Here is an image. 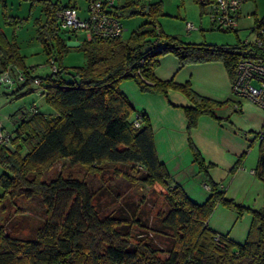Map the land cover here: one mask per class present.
Returning a JSON list of instances; mask_svg holds the SVG:
<instances>
[{"label":"trees","instance_id":"trees-1","mask_svg":"<svg viewBox=\"0 0 264 264\" xmlns=\"http://www.w3.org/2000/svg\"><path fill=\"white\" fill-rule=\"evenodd\" d=\"M196 1L202 13L207 0ZM139 2L122 1L119 19L134 13L148 14L152 27L136 28L126 39L91 35L78 45L87 57V65L76 66L73 71L60 61L67 47L58 35L56 16L61 7L72 2H45L46 20L38 23L37 37L48 51V61L54 62L55 57L59 65L55 64L56 69L44 77L33 75L14 40H8L0 29V71L7 67L21 71L24 79L17 81L19 88L35 84L51 109L49 113L38 111L37 105L31 113L18 109L10 116L16 117L15 127L6 129L11 134L9 145H0V213L7 205L14 207L17 198L35 199L40 209L33 226L27 222V215L12 227L0 225V264H264L262 146L255 174L263 184V204L246 208L226 197L225 190L211 179L209 165L188 138L193 158L209 187L208 197L195 202L157 158L147 114L137 111L120 88L122 81L132 80L143 92L163 94L169 104L168 90L180 91L191 102L181 106L189 133L200 115L219 118L218 105L229 100L218 102L205 97L189 81L156 77L154 69L159 58L172 53L179 66L221 61L232 81L243 50L239 43H196L165 33L156 23L161 1L140 2L136 10ZM209 23L210 29L214 28ZM52 39L57 50L54 57L49 52ZM135 119L139 120L138 126L134 125ZM55 163L79 166L86 175L104 182L108 174L118 175L139 189L149 187L153 194L156 185L162 190L155 194L158 198L152 199L151 206L145 193L136 200L120 198L119 192L112 197L106 182L92 189L85 178L61 170L46 178L45 173ZM109 196L114 206L102 211L101 202ZM219 204L236 209L238 214L250 212L251 222L243 242L209 226V217ZM16 209L22 214L28 212ZM26 226L30 227L28 233L19 235Z\"/></svg>","mask_w":264,"mask_h":264},{"label":"rangeland","instance_id":"rangeland-1","mask_svg":"<svg viewBox=\"0 0 264 264\" xmlns=\"http://www.w3.org/2000/svg\"><path fill=\"white\" fill-rule=\"evenodd\" d=\"M68 1L69 0H0V29L8 40H14L25 65L32 69L33 75L44 77L52 70L51 63L48 61V51L43 47L41 41L37 37L38 23L43 24L46 20L45 2L51 4L56 2L58 4H66ZM75 1L80 7L79 15H84V0ZM143 1L147 0H140V2ZM160 1L161 14L157 15L156 23L165 33L173 34L175 33L174 31H183V29H185V21H189L196 27V29L193 30L200 31L202 28V33L205 37L200 35V42L208 44L236 45L245 39L252 41L254 38L255 26L259 22L262 24L261 20H264V0H247L242 4L237 31L210 29L206 5H203L204 11L201 13L202 9L196 0ZM140 2L137 4L138 7L136 6V10L139 9ZM122 21L125 25V30L122 34L123 39H126L130 32L136 28L145 27L149 29L152 27L148 14L134 13L130 16L123 17ZM57 23L59 27L58 35L63 39L67 47L61 55V64L70 71H73L76 66H86L87 57L82 48L78 46L82 45L86 40L85 32L83 30H78L73 33L68 29L62 28L59 22ZM251 28L252 31H250ZM49 50L53 57L57 54L55 40L53 39L50 41ZM53 60L58 66L59 61L55 59V57ZM18 82L12 83L10 86L6 87L0 86V118L5 116L8 112H16L18 109L27 110L33 103L37 105L38 111H50V107L46 104L44 96L38 92L35 84L19 88ZM233 98L235 97L233 96ZM241 102L244 106L243 111L244 115L246 114V118L250 119L251 117V124H258V119L262 116L261 111L251 106L246 100H241ZM228 103L233 105L234 101L223 102L221 104L222 106H219L220 110L217 109V111L221 114L227 113L232 109ZM232 113L237 114L238 112L233 111ZM236 124L243 126L239 120L236 121ZM250 143L251 145L247 148V158L245 156L246 161L244 162L243 169V178L245 179L243 180L248 181V179L252 178V184L249 186L244 185L245 189L242 191L239 189L237 192L234 191V186L238 185L234 184L233 186V183L229 184V193L231 195L235 194L237 198L241 200L244 197L251 203L258 205L259 208L263 204V185L259 179L257 180L254 173H250V169L253 168L256 163L258 142L256 139H252ZM24 150V148H21V152H24ZM60 170L65 174L85 178L92 189L106 182L105 185L112 190V197L116 196L117 192H119L121 194L120 198L123 197V199L128 200L133 198L136 200L140 193H145L149 206L153 204L152 199L158 198L155 194H158L157 192L162 190L160 186L156 185V192L153 194L149 190V187L139 189L136 185L127 182L122 176L118 175L108 174L109 179L104 182L97 176L86 175L79 166H62L60 163H55L52 168L45 173V177L49 178ZM2 171L3 169L0 167V173H2ZM231 177L229 176L225 180L226 185L230 182ZM247 183H249V181ZM1 194L2 188L0 186V195ZM110 197L111 196L107 197L106 200L104 198L101 202L102 211L106 212L114 206L115 201H111ZM232 199L235 203H239L246 208H251V206L244 205L235 198ZM248 201L245 202L248 203ZM15 202L16 204L14 207L11 204L7 205L6 211L1 212L0 225L6 227L10 225V227H12V224L23 220V217L26 215L28 217L27 222L32 224V226L35 225L38 221L37 214L40 213L38 202L35 199L25 198H17ZM220 205L221 204H219V206ZM16 207L27 209V214H22V211L16 209ZM250 217L251 214L247 210H243L238 214L236 209L221 205L219 209L213 210L208 221L209 224L217 230H230L235 241L241 243L246 237L248 225L250 224ZM29 228L28 226L26 229H22L23 231L20 232L19 235L25 236Z\"/></svg>","mask_w":264,"mask_h":264},{"label":"crops","instance_id":"crops-1","mask_svg":"<svg viewBox=\"0 0 264 264\" xmlns=\"http://www.w3.org/2000/svg\"><path fill=\"white\" fill-rule=\"evenodd\" d=\"M174 32V35L189 42L201 43L199 36L205 37L202 28L200 31L183 29V31ZM154 74L160 79L172 77L179 83L189 81L197 93L218 102L227 100L232 102L235 99L231 93V81L221 61L190 63L179 66L178 59L172 53H166L159 58ZM120 88L137 111H144L147 114L153 131L157 158L165 165L171 178L182 187L191 200L198 203L203 202L209 195V187L204 174L199 170L198 164L193 158L188 138L200 151L205 164L209 165L207 167L208 175L214 182L218 183L219 187L225 190L226 197L235 198L242 204L251 206V208H258V205L251 203L244 197L241 200L235 194L231 195L229 184L238 185L234 186L236 192L239 189L244 190V185L252 184V178L248 179L249 183L243 180L245 179L243 178L244 162L246 161L247 148L251 145L250 142L252 139H256L254 132L261 126L263 114L260 119L257 118L258 124L253 125L250 122L251 117L249 119L246 118V114L244 115L242 102L240 109H235L231 103H228L232 109L225 114L217 111L222 106L218 105L216 114L219 118L205 114L200 115L196 126L191 128L188 133L187 119L181 106L190 105L191 102L180 91L168 90V99L172 103L169 104L163 94L143 92L132 80L122 81ZM247 102L261 111L252 102ZM233 111L238 112V115L232 113ZM49 112L51 109L45 111V113ZM13 113L8 112L0 118V124L7 130H12L15 127L14 120L16 117H10ZM237 120L241 121L243 126L237 125ZM257 142L256 163L260 149L259 141L257 140ZM256 163L250 169V173H254L255 176ZM234 164L235 166L238 165L236 169L233 168ZM229 176L232 177L226 185L225 180ZM259 181L261 182L260 179ZM220 206L217 205L215 210L219 209ZM209 226L212 227L210 224ZM215 230L220 233L227 232L228 236L235 241L230 230Z\"/></svg>","mask_w":264,"mask_h":264},{"label":"built area","instance_id":"built-area-1","mask_svg":"<svg viewBox=\"0 0 264 264\" xmlns=\"http://www.w3.org/2000/svg\"><path fill=\"white\" fill-rule=\"evenodd\" d=\"M124 0H84V15L80 16V7L75 0L70 6H63L57 11V18L62 28L70 31L83 30L86 38L95 35L101 38L122 37L125 25L119 19L118 11ZM247 0H207L209 20L214 28L220 30H234L238 26V17L242 4ZM186 30L196 29L192 22H185ZM252 41L245 39L240 48L243 53L235 68V76L231 81V93L234 99V108L240 109L241 100L252 102L262 111L261 126L254 132L264 151V23L254 29ZM52 70L56 69L51 61ZM7 67L0 71V86H10L17 81H23L21 71H14ZM39 84V80H35ZM40 90V89H39ZM38 92L40 93V91ZM36 110L32 104L27 112ZM138 117V115H137ZM139 125V120H134ZM10 132L0 124V145H9ZM253 172V171H252ZM217 238V237H216Z\"/></svg>","mask_w":264,"mask_h":264}]
</instances>
